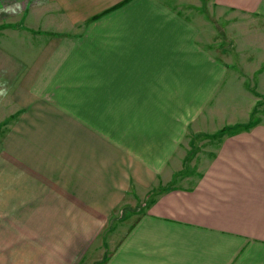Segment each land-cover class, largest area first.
I'll return each mask as SVG.
<instances>
[{
  "label": "crops",
  "instance_id": "crops-1",
  "mask_svg": "<svg viewBox=\"0 0 264 264\" xmlns=\"http://www.w3.org/2000/svg\"><path fill=\"white\" fill-rule=\"evenodd\" d=\"M187 2L0 0V264H264V123L218 137L206 116L264 78V45L217 56L202 12L264 22V0Z\"/></svg>",
  "mask_w": 264,
  "mask_h": 264
},
{
  "label": "rangeland",
  "instance_id": "rangeland-1",
  "mask_svg": "<svg viewBox=\"0 0 264 264\" xmlns=\"http://www.w3.org/2000/svg\"><path fill=\"white\" fill-rule=\"evenodd\" d=\"M188 0H183V4H190L187 2ZM211 2V0H199V5L204 9L206 4ZM213 5H209L210 10L213 8ZM201 8V9H202ZM206 9V8H205ZM203 10V14H206L210 19V25L214 27L216 35L213 43L209 44L208 47L211 51L214 52L217 56L219 55L222 58V50L225 48L224 46L233 47L232 43L234 40L239 41L243 44L244 48L249 47L250 55H254L256 59H259L260 50L255 51L256 47H250L251 45H255L253 42L259 41V44L264 45V22L261 21H253V19L243 17L239 13H225L221 9L214 8L213 12L208 10ZM42 17V16H41ZM48 18L43 20V23H48L54 16H47ZM36 19L38 17L36 16ZM52 19L51 21H53ZM235 49V48H233ZM259 67H261L262 72H264V61L258 62ZM233 81V89L228 91L226 95H220L214 104L207 110V115L211 116L210 121L214 124L221 125V128L218 132L213 133V135L220 133L223 129H232L227 132V134L235 133L238 127L243 126L241 122L245 121V118L241 117V114L245 113L243 109V104L240 103L237 106V110H232L234 103L239 101L240 93H244L248 96L249 101L256 106V114L251 115V122H260L264 123V78H247L245 80ZM240 84V85H239ZM255 111V110H254ZM253 111V112H254ZM252 112V113H253ZM213 119V120H212ZM231 121L234 123L238 121V124L235 125H226L227 122ZM218 122V123H217ZM247 123V124H249ZM216 125V126H217ZM246 125V124H245ZM203 133V134H202ZM198 136L191 137V141H189L188 149H187V158L185 159V170L180 175L185 174H197L201 172L205 167L207 161L210 159L211 155L216 151L214 147L215 144L209 140H206L204 135H211L208 132H202ZM163 183V182H162ZM180 184L181 180L177 179V175L175 179L169 184ZM181 184H184L183 182ZM167 189L168 186L160 185L157 189L152 192V197L156 195L158 190Z\"/></svg>",
  "mask_w": 264,
  "mask_h": 264
},
{
  "label": "trees",
  "instance_id": "trees-1",
  "mask_svg": "<svg viewBox=\"0 0 264 264\" xmlns=\"http://www.w3.org/2000/svg\"><path fill=\"white\" fill-rule=\"evenodd\" d=\"M256 109L255 111L253 112V116L256 114ZM260 122H257V121H253L249 124H246V125H243V126H240L238 127V129H236L235 133L233 134H236V133H240L242 131H250L253 127H255L256 125H258ZM232 129L228 128V129H223V131H221L220 133L217 134L218 137H222V136H225V135H232V134H227L228 131H230ZM167 189H160L158 190L159 193L157 194H160L162 192H165Z\"/></svg>",
  "mask_w": 264,
  "mask_h": 264
},
{
  "label": "clouds",
  "instance_id": "clouds-1",
  "mask_svg": "<svg viewBox=\"0 0 264 264\" xmlns=\"http://www.w3.org/2000/svg\"><path fill=\"white\" fill-rule=\"evenodd\" d=\"M23 9V5L21 4H16L13 8H12V13L13 14H18L20 11H22Z\"/></svg>",
  "mask_w": 264,
  "mask_h": 264
}]
</instances>
